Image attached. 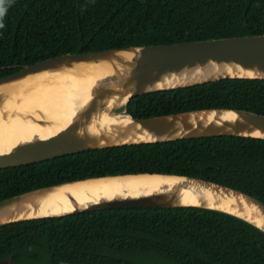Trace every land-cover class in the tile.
<instances>
[{"label":"trees","instance_id":"16d2710c","mask_svg":"<svg viewBox=\"0 0 264 264\" xmlns=\"http://www.w3.org/2000/svg\"><path fill=\"white\" fill-rule=\"evenodd\" d=\"M0 77L67 52L264 32V0H5ZM135 117L231 107L264 114V79L223 78L132 97ZM164 172L264 202V139L220 135L109 146L0 168V199L88 176ZM12 264H264V232L218 210L118 207L0 224Z\"/></svg>","mask_w":264,"mask_h":264},{"label":"water","instance_id":"95a60500","mask_svg":"<svg viewBox=\"0 0 264 264\" xmlns=\"http://www.w3.org/2000/svg\"><path fill=\"white\" fill-rule=\"evenodd\" d=\"M63 75L72 78V86L63 84ZM223 78L264 79V32L67 52L26 64L0 77V168L109 146L220 135L264 139V114L246 109L207 107L135 117L125 107L138 94ZM139 175L175 177L178 182L137 196L94 202L68 198V189L87 181ZM42 200L46 203L37 202ZM222 200L246 217L214 207ZM53 205L72 207L47 212L46 207ZM154 206L218 210L264 232V202L258 198L200 177L148 171L66 180L0 199V224L87 210ZM13 258L10 254L0 264H12Z\"/></svg>","mask_w":264,"mask_h":264},{"label":"bare ground","instance_id":"6f19581e","mask_svg":"<svg viewBox=\"0 0 264 264\" xmlns=\"http://www.w3.org/2000/svg\"><path fill=\"white\" fill-rule=\"evenodd\" d=\"M67 87L72 86V78L68 75L60 77ZM178 179L175 177L156 176V175H139L116 178H102L86 183L76 185L68 189V198L71 200H88L94 202L96 200H106L117 196H137L139 194H149L151 192H160L175 185ZM46 203L44 200L37 201ZM213 206V205H212ZM72 206L61 205L53 207H46L47 212H61L67 210ZM217 208H224L228 211H235L228 206V203L222 200L219 204L214 205ZM238 212V211H235ZM245 215L243 212H238ZM250 219V218H249ZM256 221V220H253Z\"/></svg>","mask_w":264,"mask_h":264},{"label":"clouds","instance_id":"9594fccd","mask_svg":"<svg viewBox=\"0 0 264 264\" xmlns=\"http://www.w3.org/2000/svg\"><path fill=\"white\" fill-rule=\"evenodd\" d=\"M5 12V0H0V17L4 15ZM0 27H3V24L0 23Z\"/></svg>","mask_w":264,"mask_h":264}]
</instances>
